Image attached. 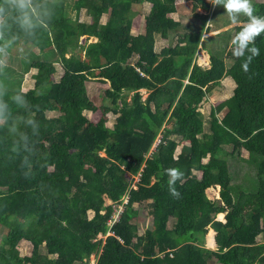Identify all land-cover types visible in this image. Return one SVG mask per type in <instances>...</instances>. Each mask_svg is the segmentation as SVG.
<instances>
[{
  "label": "trees",
  "instance_id": "16d2710c",
  "mask_svg": "<svg viewBox=\"0 0 264 264\" xmlns=\"http://www.w3.org/2000/svg\"><path fill=\"white\" fill-rule=\"evenodd\" d=\"M143 1L150 3L143 32L133 34L132 4ZM173 2L29 0L21 7L0 0V51H7V61H0V224L6 229L0 264H206L211 257L216 264H264V33L246 73L243 59L225 53L222 40L248 18L237 17L240 25L210 36L212 45L204 48V33L233 22L217 24L223 4L211 9L207 0H193L192 10L205 12L193 13L199 28L188 25L173 46L156 52V37H169L180 25L167 16ZM252 4L254 15L264 17V2ZM83 6L89 18L78 22ZM198 47L208 54L207 68L194 62ZM55 63L62 70L57 81ZM30 69L33 86L22 91L23 70ZM225 76L235 88L212 110L206 128L196 106ZM93 78L104 85L96 122L83 113L97 108L86 92ZM140 88L150 90L144 101ZM224 107L217 122L214 111ZM108 112L116 114L111 128L104 124ZM183 140L189 143L174 159L171 151ZM225 146L230 150L222 160L217 152ZM207 153L208 161L197 166L201 175H192L195 159ZM170 167L184 173L176 182L179 199L168 191ZM137 172L131 184L127 176ZM122 198L117 214L105 203ZM135 203L150 207L152 216L141 234ZM209 229L214 250L203 247ZM21 240L31 245L29 255L16 249Z\"/></svg>",
  "mask_w": 264,
  "mask_h": 264
},
{
  "label": "rangeland",
  "instance_id": "374dc122",
  "mask_svg": "<svg viewBox=\"0 0 264 264\" xmlns=\"http://www.w3.org/2000/svg\"><path fill=\"white\" fill-rule=\"evenodd\" d=\"M74 0H71V2ZM210 3V0H207ZM252 1H258V2H264V0H252ZM212 4L211 9H213L212 7L214 6L213 3ZM173 6H175V9L173 12L167 14L168 17L172 18L173 20L179 22V26H177L176 28H174L175 30H173L172 33H170L169 37H156L155 42H154V50L156 52H159V50L162 47H165L167 45H171L173 46L174 43L176 42V35L181 33L184 29H186V27L188 25H192L195 29L199 28L200 22L198 20V18L193 14V13H200V14H205V12H203V10H200V8L197 6L195 9L192 10L193 7V0H174L173 2ZM150 8V3L148 1H143L142 3H137V4H132V10H134L135 12H137V14L134 16L133 18V22L131 25V33H142L143 32V26H144V17L145 15L148 13V10ZM70 9V8H69ZM72 15L73 18L75 14L73 9H70V13ZM208 15L211 14V10L209 12H207ZM70 15V16H71ZM108 15V12H105L101 15L100 17V22L103 23L106 19ZM243 14L238 15L237 17H241ZM88 15L86 14V9L83 7H81L77 14H76V21H87L88 20ZM210 18V17H209ZM214 18V17H213ZM225 19H229V16L227 15L226 11L223 12V14L221 15V18H217V24L218 25H222V21H224ZM238 20V19H237ZM226 21V20H225ZM226 23V22H225ZM241 23H239L238 21L236 23H231L229 25L223 26L215 31H210L208 33H204L202 35V38L204 39L203 41L205 42V46L204 48L210 47L212 45V40L210 38V36H214L216 33H224L223 31H225L226 29H233L240 25ZM232 35V33H231ZM223 40H226V44H227V49L226 51L232 50L233 49V45L231 43L233 37H229V38H225V36H223ZM85 40V36H81L79 38V43H84ZM90 40V39H88ZM30 51L32 53H34V56L32 58L35 57H39L40 54L37 53V49L36 47H33L30 49ZM3 52V53H2ZM77 52V51H75ZM0 61L4 62L7 61V51L5 50H1L0 51ZM29 54L26 55V57L24 58L25 60L27 59H31V57H28ZM28 61V60H27ZM134 61V59H130L129 63L132 64ZM232 59L230 57H227L224 59L225 65L226 67H229L232 64ZM194 62L198 65H201V67H209V59L208 56L206 55V52L204 51V49L198 47V50L195 53L194 56ZM55 67L56 70L55 72L52 74V79L54 81H57L58 78L61 75V69L60 67L55 63ZM14 68H17V70H20V66L18 65H14ZM138 71V68L136 69ZM140 72V71H139ZM35 73L34 69H30L28 71L23 70V78H22V82H21V89L22 91H26L27 89H30L33 86L34 80L32 75ZM140 75L145 76V74L143 72H140ZM184 82H186V80H184ZM86 84V92H87V96L88 99L93 103V105H95L97 108L95 111H83V113L85 114V116L90 119L92 122H96L98 119H100L101 117V112H100V104L103 103V100L101 99L100 93L103 91L104 85L102 83L99 82L98 79H89L88 82H85ZM235 88V82L233 81V79L230 76H225L222 77L218 84H216V86H214L212 88V90L208 93L205 94V96L202 98V100L200 102H198L197 106H196V111H198V113H200V116L203 118V121L205 122L204 125L206 126L207 121H209L211 118V112L212 110L222 101H224L225 99H228L232 93H233V89ZM138 93L140 94V100L144 101L147 94L149 93V89H145V88H140L137 90ZM133 92H128L126 99L131 98ZM152 106V105H151ZM153 107V106H152ZM171 109H169V114L171 112ZM227 108L224 107L222 110L220 111H214V116L217 120V122H219L221 120V118L223 117V115L225 114ZM54 112H47V115H54ZM115 117L116 114H112L111 112H108L105 116V125L107 127H112L114 121H115ZM167 127H169L171 125V122L166 124ZM206 130V129H205ZM198 137L201 136V134H197ZM188 141L183 140L182 141H178L177 145L175 147V149L173 151H171L172 153V157L175 159L178 155V150L180 149V145L181 144H188ZM155 144H153L152 148L154 147ZM230 150V147H220L217 155L219 158H221L222 160L224 159L226 153ZM241 155L243 157H247V151L245 149L240 150ZM100 155H103L102 152L99 153ZM210 154L207 153L205 156L201 157L200 159H195V162L192 165V170L191 173L192 175L199 177L201 175V170L197 167L198 164H204L208 161ZM128 175V174H127ZM138 176L139 173H135L134 175H128L127 176V180L131 183L134 184L137 180H138ZM219 189V187L217 186V190ZM105 203H111L113 205V212H115L116 214L121 210V207L123 206V203H126V198H122L121 203L119 202V204H117L116 202H111L109 199L105 200ZM134 206L138 209V216L136 217L137 220V230L138 233L141 234L143 233V231L145 229H149L152 225V216L149 213V209L150 207L146 208V210L139 208V205L137 203L134 204ZM148 211V213L146 214V212ZM196 214H197V209L195 210ZM92 212H88V216L91 217ZM169 219H171L172 222L175 221L174 217H169ZM215 219L216 220H222L223 219V214L222 213H217L215 215ZM172 225V223L170 224V222L168 221V226ZM6 232V229L0 224V243H1V236H3V234ZM215 232L212 229H209L207 231V233L204 236V243H203V247L208 249V250H214L216 248V244H215ZM102 237L101 235H98V238ZM209 237H211L210 241H209ZM257 240H261V234L259 233L257 236ZM16 249L18 250L20 255H29L31 252V245L24 241L21 240L19 242H17L16 244ZM160 256H162V253H159ZM90 262H94V256L91 255L90 256ZM206 264H216L215 263V258L211 257L210 259L207 260Z\"/></svg>",
  "mask_w": 264,
  "mask_h": 264
},
{
  "label": "clouds",
  "instance_id": "9594fccd",
  "mask_svg": "<svg viewBox=\"0 0 264 264\" xmlns=\"http://www.w3.org/2000/svg\"><path fill=\"white\" fill-rule=\"evenodd\" d=\"M13 2L24 7L29 0H13ZM210 3L213 5L223 4L230 21L233 23L237 22L236 18L240 14L248 18V22L243 24L241 31L236 33L231 41L233 56L243 59L242 69L247 73L252 60L260 55V49L255 46V40L264 33V17L254 15L255 8L252 0H210ZM165 174L169 178L167 181L169 193L174 198L179 199L180 192L176 188V182L183 179L184 173L179 168L170 167L165 169Z\"/></svg>",
  "mask_w": 264,
  "mask_h": 264
},
{
  "label": "crops",
  "instance_id": "0c3cea01",
  "mask_svg": "<svg viewBox=\"0 0 264 264\" xmlns=\"http://www.w3.org/2000/svg\"><path fill=\"white\" fill-rule=\"evenodd\" d=\"M206 55L208 56V54H206ZM179 150H180V149H179ZM179 150H178V151H179ZM178 153H179V152H178Z\"/></svg>",
  "mask_w": 264,
  "mask_h": 264
}]
</instances>
